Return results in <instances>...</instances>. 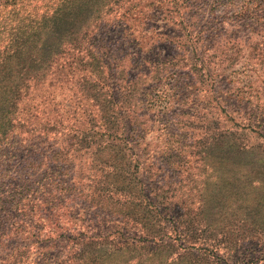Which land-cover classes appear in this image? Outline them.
Wrapping results in <instances>:
<instances>
[{
	"label": "rangeland",
	"instance_id": "obj_1",
	"mask_svg": "<svg viewBox=\"0 0 264 264\" xmlns=\"http://www.w3.org/2000/svg\"><path fill=\"white\" fill-rule=\"evenodd\" d=\"M257 152L264 0H0V264H263ZM102 236L120 255L67 259Z\"/></svg>",
	"mask_w": 264,
	"mask_h": 264
},
{
	"label": "trees",
	"instance_id": "obj_2",
	"mask_svg": "<svg viewBox=\"0 0 264 264\" xmlns=\"http://www.w3.org/2000/svg\"><path fill=\"white\" fill-rule=\"evenodd\" d=\"M105 121L107 122H111V119H109V117L104 118ZM111 132H114V130L112 128H107L105 129V133L107 135H110ZM260 155H264L263 153L257 152ZM257 153H252L253 154V158H252V162L254 164V166H257V161L258 162H262L264 160L263 157L259 156ZM258 155V156H256ZM124 157H126L127 159H130L131 156L129 154L124 153ZM126 170L128 171L127 175H132L134 178V174L136 171V164L132 165V169L130 171L129 166H127ZM130 171V172H129ZM255 171V170H254ZM256 172V171H255ZM128 178H130L128 176ZM146 208L143 210L145 213H149V215L151 217H153L154 219H150V221L147 223V226L142 227V233H144V235L148 236L151 239V244H147V249H149L148 254L150 255H158L160 253H163L165 255V257H168L171 255V250L172 248L175 246L173 244V241L170 242L168 240L163 239L164 236H167L169 239H176V237H171L170 236V232H168V224L165 223L163 220V217L160 213H158V209L156 206H145ZM210 215V213H209ZM209 220H212V218L208 217ZM181 227L179 225H177V227H175L176 231L175 234H181L184 238L188 237V241L189 243H195L197 240H199V242L202 245V249L205 251H209L211 253H215V251H217L218 249L222 248V249H232L230 244L229 238H232L233 236V231H229L226 233L222 232L221 230H218L215 232V230H213V228H207L206 226H202L200 225L198 222L194 223L191 221V223H186V222H182L180 221ZM179 226V227H178ZM210 229V230H209ZM255 232H251V239L253 240H259L262 241V243H251L252 244V248L254 249V246H262L263 247V253H262V257L260 258L263 261L264 264V232H260V235L256 234ZM205 235V236H204ZM201 236H203L204 238H201ZM103 238L95 240V241H91V242H87L85 245H79L76 246V250L72 252L71 256L67 257V259H69L70 257H74L76 258V261L80 260L82 255H86L87 257H96V256H114L115 253H118V255H120L121 252H119L120 250L113 248V252L110 251V247L109 249H107L106 246L107 243H110V240H108V238H106V236H102ZM145 242V240H144ZM124 246V245H123ZM160 247L163 250H160L157 248ZM201 250V249H199ZM116 251V252H115ZM94 254V255H92ZM121 258L125 257L124 254H122L120 256ZM175 257H173L172 259H174ZM88 261V260H86ZM74 264H78V262L74 263Z\"/></svg>",
	"mask_w": 264,
	"mask_h": 264
}]
</instances>
